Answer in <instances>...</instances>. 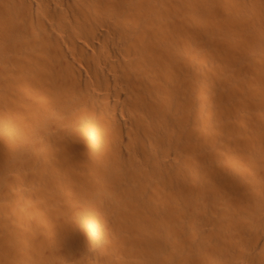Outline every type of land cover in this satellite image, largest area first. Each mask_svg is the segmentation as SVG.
<instances>
[{
	"label": "bare ground",
	"instance_id": "obj_1",
	"mask_svg": "<svg viewBox=\"0 0 264 264\" xmlns=\"http://www.w3.org/2000/svg\"><path fill=\"white\" fill-rule=\"evenodd\" d=\"M0 264H264V0H0Z\"/></svg>",
	"mask_w": 264,
	"mask_h": 264
}]
</instances>
